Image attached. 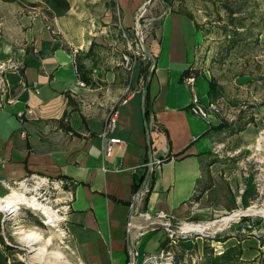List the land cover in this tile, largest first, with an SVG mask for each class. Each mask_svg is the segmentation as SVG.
<instances>
[{
    "label": "crops",
    "instance_id": "1",
    "mask_svg": "<svg viewBox=\"0 0 264 264\" xmlns=\"http://www.w3.org/2000/svg\"><path fill=\"white\" fill-rule=\"evenodd\" d=\"M67 1L64 16L26 23L14 57L11 46H3L0 197L28 175L68 182L65 221L82 264H128L134 250L158 251L162 228L136 242L126 234L134 210L163 212L175 223H187L242 207L246 192L256 189L254 177L262 173L264 180V156L255 151V131L248 124L239 131L230 159L218 157L211 135L218 122L209 124L188 112L193 94L209 103L207 77L181 79L202 42L194 21L169 8L161 11L172 0ZM142 10L150 16L144 21L152 32L146 76L140 74L146 57L127 72L115 68L119 63L109 67V56L103 63L107 70L94 69L90 76L95 85L79 86V52L93 42L103 45L107 56L115 54L118 29L131 30ZM98 16L106 24L101 30L94 26ZM159 37L167 52L159 49ZM114 110V136L121 143L104 159L106 141L100 135ZM155 160L163 162L151 171L144 167ZM138 192L142 200L132 210Z\"/></svg>",
    "mask_w": 264,
    "mask_h": 264
},
{
    "label": "rangeland",
    "instance_id": "2",
    "mask_svg": "<svg viewBox=\"0 0 264 264\" xmlns=\"http://www.w3.org/2000/svg\"><path fill=\"white\" fill-rule=\"evenodd\" d=\"M29 2L37 6L32 7ZM22 3H4L0 0V60L4 55L3 46H11V55L14 57L16 48L25 35L28 21L40 18L50 22L53 19L44 14L43 6L38 0H23ZM168 8L172 12L190 13L197 30L201 32L202 42L196 52L192 74L212 79L218 86L217 100L221 102L222 111L217 122L223 123V127L213 128L211 135L216 142L217 156L230 159L229 153L238 147L237 136L240 129H245L250 124L255 131L256 140L260 131L264 130V0H172L171 3L162 5L161 11ZM142 12L144 13L143 10ZM103 18H96V30L106 26ZM147 19H150V16L145 13L142 20ZM112 20L117 22V16L114 15ZM145 22L141 21V24L144 25ZM83 26L87 28L90 23ZM147 29L143 45H137V50L133 48L139 56L134 60L132 55L128 54L132 64L143 57H146L145 60L140 62L147 61L150 25ZM130 33L128 31L129 36ZM115 41L114 47L120 46L115 54L109 53L107 56L106 48L99 44H96L93 53L88 56L85 54L89 48L79 52L77 62H87L84 71L89 77L94 74V69L100 72L107 70L106 63H103L109 56V67L119 63L115 68L121 67L124 71H131L122 64L121 54L125 52V42L120 33H117ZM158 42L159 49L163 48L167 52L161 37ZM254 119H258V124ZM260 175L254 177L255 180H262ZM68 184L66 181L60 183L56 201L50 205L32 206L24 199L21 200L24 204L16 212L0 214V251L6 258L5 264L9 261L13 264V261L23 264H82L72 247L65 221L69 211ZM257 184V190L246 192L247 201L237 211L203 222H187L209 228L201 232L175 233L172 242H169L172 250L176 253L186 252L194 264L205 251L220 255L234 246V250H239L237 247L240 246V259L236 254L230 257L233 264H238L239 261L244 264H264V217L250 215L248 212L250 208L264 209V182L255 181V186ZM238 212L244 214L226 223L222 222ZM214 237L228 239L211 240ZM1 239L10 249L5 248ZM157 253L159 250L145 256ZM157 261L158 264H166L164 258ZM137 264H142V260Z\"/></svg>",
    "mask_w": 264,
    "mask_h": 264
},
{
    "label": "built area",
    "instance_id": "3",
    "mask_svg": "<svg viewBox=\"0 0 264 264\" xmlns=\"http://www.w3.org/2000/svg\"><path fill=\"white\" fill-rule=\"evenodd\" d=\"M144 13L140 11L134 20V25L131 30H124L119 28V33L121 39L125 42L124 50L125 52L121 54L122 64L128 70H131V57L136 59L139 53L133 51V48L137 50V45H143L144 36L147 33L148 24H141ZM145 22V21H144ZM146 23V22H145ZM128 31L131 32L130 36ZM131 54L132 56L129 57ZM192 79H190V82ZM2 79L0 78V84ZM78 85L85 87L84 83L79 81ZM222 111V105L220 100H215L207 104L200 102L198 97L193 94L191 102L188 106V112L191 115L197 116L207 123L219 121V115ZM20 113L18 116H21ZM116 110L112 111L104 128L101 133V138L106 141L105 149L103 153L104 159H109L112 155L113 148L115 145L121 143V140L114 136L116 127ZM263 154L264 156V130L259 133V138L256 140V150ZM163 160H155L144 164V167L153 170L155 167L159 166ZM258 182H264V180H255ZM60 183L58 179H52L41 175H28L18 182L14 183L12 187L9 188V193L4 197H0V214L14 213L20 209V206L24 204L21 200H26L29 205L32 206H45L50 205L56 201V196L60 191ZM258 187V184L257 186ZM141 193H136L132 205V210L134 205H138L141 202ZM133 212V211H132ZM192 224L186 222H173L171 217L163 212L151 213L147 210H134L130 214L128 221L126 223V234L132 238V241L136 242L144 235L155 231L158 227L162 228L166 238L172 242L175 233H189L192 232L190 229H186ZM3 233V232H2ZM164 258L166 264H171L172 256L169 252L160 250L157 255L145 256L136 250L132 251L130 254V260L128 264H137L139 259L142 260V264H158V259ZM8 264H13L8 262Z\"/></svg>",
    "mask_w": 264,
    "mask_h": 264
},
{
    "label": "trees",
    "instance_id": "4",
    "mask_svg": "<svg viewBox=\"0 0 264 264\" xmlns=\"http://www.w3.org/2000/svg\"><path fill=\"white\" fill-rule=\"evenodd\" d=\"M28 1V0H26ZM2 2L4 3H12V2H17L20 4H23V0H2ZM39 4L43 6V12L45 15H47L48 17H52V18H60L62 16H64L69 8V2L67 0H38ZM29 4L32 7H36L37 4L35 3H30ZM179 14H182L184 16H186L187 18H189L190 20L193 21V17L190 13L187 12H181ZM152 34V32H151ZM150 34V35H151ZM96 45L92 42L87 54H85V56H88L89 53H93V49ZM151 61V59L147 58V61L143 62L141 65V69H140V74L142 76H146V74L148 73V64ZM85 70V66L82 63H77L76 65V71L78 73L79 76V80L83 83H85L88 86H94L95 83L92 82L91 77H89L88 73ZM193 68L189 67L188 69L184 70L181 74V79H195L197 77H200L198 74L193 75L192 74ZM208 84H209V89H208V98H209V102H213L215 100L218 99V86L217 84L212 80V79H208ZM223 127V123H219L216 127L213 128H221ZM212 128V129H213ZM241 130V129H240ZM239 130V131H240ZM143 179L141 177V179H139V181L141 182ZM139 182V184H140ZM138 184V185H139ZM207 185L206 183H204V185H202L199 189V194L203 193L204 190L206 189ZM200 196V195H199ZM198 196L195 195L194 198H197ZM228 237H214L211 240L214 241H221V240H227ZM2 241V239H1ZM170 241L165 237V239H163L159 245L158 250H163L165 252H169L172 256V261L171 264H192L191 261V257L189 256V254H187L184 251H179V253H176L174 250H172L171 245L169 243ZM3 243V241H2ZM6 249H10V247H8V245H6L5 243H3ZM236 246L229 248L228 250H226L225 252H223L220 255H214V253L212 252H204L203 255L199 258L198 262H195L194 264H233L232 263V259L230 258L233 254H236L239 259L240 256L242 255V249L241 247H237L239 248V250H234ZM14 264H23L21 262H17V261H13ZM255 262V261H254ZM257 262V261H256ZM6 263V258L4 257V255L1 253L0 251V264H5ZM238 264H244L241 263V261L238 262Z\"/></svg>",
    "mask_w": 264,
    "mask_h": 264
},
{
    "label": "bare ground",
    "instance_id": "5",
    "mask_svg": "<svg viewBox=\"0 0 264 264\" xmlns=\"http://www.w3.org/2000/svg\"><path fill=\"white\" fill-rule=\"evenodd\" d=\"M248 212L250 215H260V216L264 217V209L258 210V209L250 208ZM243 214H244V212H238V213L232 215L231 218H225L224 220H222V222L226 223V222L230 221L231 219H233L237 216H241ZM208 228H209V226L200 227V226L192 225V226H188L186 229H190V230L196 231V232H201V231H204ZM29 238L31 239L32 236H30Z\"/></svg>",
    "mask_w": 264,
    "mask_h": 264
}]
</instances>
